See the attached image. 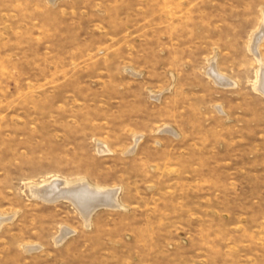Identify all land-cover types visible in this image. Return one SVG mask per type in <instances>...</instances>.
<instances>
[{
  "label": "rangeland",
  "instance_id": "1",
  "mask_svg": "<svg viewBox=\"0 0 264 264\" xmlns=\"http://www.w3.org/2000/svg\"><path fill=\"white\" fill-rule=\"evenodd\" d=\"M257 55L264 0H0V264H264Z\"/></svg>",
  "mask_w": 264,
  "mask_h": 264
},
{
  "label": "bare ground",
  "instance_id": "2",
  "mask_svg": "<svg viewBox=\"0 0 264 264\" xmlns=\"http://www.w3.org/2000/svg\"><path fill=\"white\" fill-rule=\"evenodd\" d=\"M257 43H258V41L254 42V48L253 49L256 48ZM257 57H258V55H257ZM257 60H258V63H260V70H259V73L257 75L258 77H257V81H256L254 89L264 93V65L260 62L259 57L257 58ZM209 75H211V77H213V79L217 83H221L222 85L228 84L226 81H224L225 79L223 80L222 78L218 77V75L214 71H211L209 73ZM53 181L55 183H53V184L48 183L47 185L43 186L42 188L37 187V189H31V191L33 192V195L39 196L45 202L46 201L47 202H51V201L56 202L61 198L70 200L71 202H73L76 205L77 210L80 212V215L83 216V218L85 220V224H87V226L89 224L92 213L95 212V209H98V208H96V205H98L100 202H102L108 206L114 207V208L116 206L117 193H115L112 190L111 191L108 190L107 192H100L96 189L87 187L88 185H81V186L75 185L74 186V184H69V183L67 184L66 181L59 180V179H54ZM118 207H119V205H118ZM4 221L2 223H4ZM69 232H70V230H69ZM66 235H67V232H64L63 235L61 236V239H64L66 237Z\"/></svg>",
  "mask_w": 264,
  "mask_h": 264
}]
</instances>
